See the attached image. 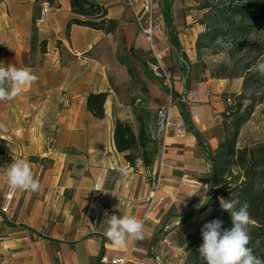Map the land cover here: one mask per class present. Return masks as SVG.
I'll use <instances>...</instances> for the list:
<instances>
[{"label": "crops", "instance_id": "crops-1", "mask_svg": "<svg viewBox=\"0 0 264 264\" xmlns=\"http://www.w3.org/2000/svg\"><path fill=\"white\" fill-rule=\"evenodd\" d=\"M95 1L118 22L113 35L76 25L67 32L74 17L69 0H0V67H27L38 77L13 100L0 101V207L8 188L7 165L14 158L27 160L41 184L39 192L16 189L8 213H0V264H100L101 255L126 253L128 264H153L155 256L163 262L160 253L146 257L142 247L175 245L202 216L193 211L160 224L157 208L163 199L165 208L168 199L192 197L208 181L207 156L190 132L183 140L168 139L167 166L160 171L157 191L147 176L156 173V162L145 169L135 150L130 165L114 148L116 120L137 134L141 118L155 139V111L169 99L146 71L147 45L124 0ZM168 3L180 46L168 57L174 91L180 96L184 89L188 100L206 106L201 85L189 81L185 89L178 59L183 53L186 69L193 64L195 42L204 29L197 20L206 11L190 9L191 0ZM44 5L49 10L39 22ZM97 93L105 94L102 119L86 108L87 96ZM172 110L174 119L183 122L176 106ZM187 111L202 145L214 151L218 132L205 123L206 110ZM122 168L133 178L126 180ZM97 176L103 185L94 191ZM113 214L143 221V239L114 246L104 235ZM160 229L166 235L157 242Z\"/></svg>", "mask_w": 264, "mask_h": 264}, {"label": "trees", "instance_id": "trees-1", "mask_svg": "<svg viewBox=\"0 0 264 264\" xmlns=\"http://www.w3.org/2000/svg\"><path fill=\"white\" fill-rule=\"evenodd\" d=\"M52 3L54 0H47ZM194 8L198 11H206L198 24L204 27L196 39L195 48L207 47L224 35L222 27H243L249 23L258 28L264 27V0H192ZM71 13L74 15L67 22L66 30L70 26H82L94 30H101L107 34H114L118 22L107 18L106 8L95 0H69ZM161 13L166 28V36L171 49L179 50L177 34L172 25L170 16V4L168 0H161ZM228 28V29H229ZM227 29V30H228ZM229 33V31H227ZM203 44V45H202ZM1 50V48H0ZM181 62L180 69L185 78V89L189 87V73L184 65L186 57L183 53L178 55ZM186 92V91H185ZM176 99L175 106L187 129L196 139L206 153L209 162V174L205 191V203L194 211L198 215L207 209H212L206 223L213 220H221L223 229L232 227L230 213L224 211L219 203V197L225 199H238L237 208L247 203L252 223L249 225L251 243L255 255L264 258V146L252 148L244 147L236 149V138L243 120L235 122L231 127V137L223 135L217 148L211 151L202 145L200 133L192 125L186 105L180 101L176 93H172ZM104 93L89 94L86 98V108L97 119L103 118ZM242 105H235L232 114H238ZM223 118L226 117L222 115ZM139 127L134 134L130 126L119 120L114 122L112 140L115 150L124 153V159L132 165L136 159L133 151H139V158L145 169L149 170L155 162L157 141L147 135L143 121L137 118ZM223 130L228 129L223 120ZM2 154V150H0ZM189 257L195 264H205L200 257L198 249L187 247Z\"/></svg>", "mask_w": 264, "mask_h": 264}, {"label": "rangeland", "instance_id": "rangeland-1", "mask_svg": "<svg viewBox=\"0 0 264 264\" xmlns=\"http://www.w3.org/2000/svg\"><path fill=\"white\" fill-rule=\"evenodd\" d=\"M170 1L183 5L184 0ZM192 4L190 9L194 8V2ZM160 10L159 0L157 14H160ZM200 19L197 20V23ZM164 28L162 34L167 38ZM228 28L222 27L224 35L216 42L207 47L195 48L196 56L193 64L187 66L190 82L201 85L205 93L204 96H207L206 106H202L201 102H197L196 105L188 100L184 89L181 94L183 95L182 101L191 112L196 111L199 107L206 110L205 123L210 129H216L218 132L217 146L223 135H226L225 137L228 139L231 137V126L241 120H243V124L238 129L236 149L264 146V75H260L253 68L257 61L264 57V27L258 28L245 23L243 27ZM168 59L165 60V63L170 71L171 61ZM152 82L166 93V98L170 99L169 94L158 81L153 80ZM171 99L176 102L175 98L171 97ZM235 105H242L238 114H232ZM173 111L175 110H172V113H175ZM222 115L226 117L223 118ZM223 120L228 125L226 131L223 130ZM204 154L206 153L204 152ZM206 188L207 183H204L199 192L190 198L186 196L180 199H168L165 208H162V204L165 202L163 199L157 206L158 209L161 208L159 212L160 224L166 221L172 222L177 216L185 215L202 207L205 203ZM182 193L186 192L182 191ZM198 205L200 206L198 207ZM211 212L212 209L202 212L200 220L191 226L192 230L187 234L184 233L175 245L170 246L169 243H165L157 248H155V244L142 247L146 252L145 256L154 255L156 252L160 253L161 257L163 256V262L161 260L163 264H195L193 259L188 256L187 247L193 246L199 251L203 244L201 230L207 224L206 220ZM162 229H160L157 242L166 235Z\"/></svg>", "mask_w": 264, "mask_h": 264}, {"label": "clouds", "instance_id": "clouds-1", "mask_svg": "<svg viewBox=\"0 0 264 264\" xmlns=\"http://www.w3.org/2000/svg\"><path fill=\"white\" fill-rule=\"evenodd\" d=\"M260 75H264V57L253 66ZM38 77L31 69L17 68L9 64L0 67V101L13 100L23 90L25 85H30ZM127 180L130 174L127 169H120ZM7 182L10 188L24 191L39 192L41 184L34 178L30 163L22 158H14L6 170ZM219 203L224 211L230 213L232 227L223 229V222L219 219L205 224L202 228L203 244L199 254L205 264H264V258L254 254L250 247L251 235L249 225L252 223L248 204H240L238 199L219 198ZM200 205H198L199 207ZM105 237L116 247H124L128 240L143 239V221L135 216L111 215L107 221Z\"/></svg>", "mask_w": 264, "mask_h": 264}, {"label": "built area", "instance_id": "built-area-1", "mask_svg": "<svg viewBox=\"0 0 264 264\" xmlns=\"http://www.w3.org/2000/svg\"><path fill=\"white\" fill-rule=\"evenodd\" d=\"M159 0H124L125 6L129 10V18L135 24L138 35H140L147 45V50L150 55L146 62V71L149 76L158 81L163 89L169 94L170 99L166 106L156 109V136L157 152L155 155V162L157 164V171L153 174H147L152 182L155 191L160 187V171L167 166L165 154L168 148V139L183 140L187 135V129L183 122L177 121L173 117L172 108L175 102L172 101V93L174 91L173 79L170 71L167 68L165 60L169 57L171 46L167 38L162 34L163 26L159 19H157V4ZM49 7L44 5L41 11L39 22L44 20V16L48 12ZM180 95V101H182ZM176 101V99H175ZM183 102V101H182ZM68 107V103H64ZM103 185V178L97 176L93 183V190H101ZM16 189L10 188L8 185L7 191L3 197V204L0 207V213L7 214L9 206L13 200ZM128 253L123 256H105L101 255L99 258L100 264H128ZM153 264H163L161 260L155 256Z\"/></svg>", "mask_w": 264, "mask_h": 264}]
</instances>
